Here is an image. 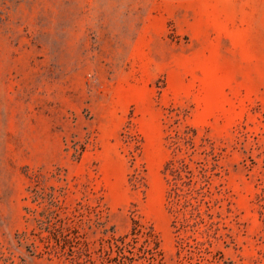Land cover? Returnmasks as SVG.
<instances>
[{
	"label": "rangeland",
	"instance_id": "374dc122",
	"mask_svg": "<svg viewBox=\"0 0 264 264\" xmlns=\"http://www.w3.org/2000/svg\"><path fill=\"white\" fill-rule=\"evenodd\" d=\"M0 264H264V0H0Z\"/></svg>",
	"mask_w": 264,
	"mask_h": 264
}]
</instances>
